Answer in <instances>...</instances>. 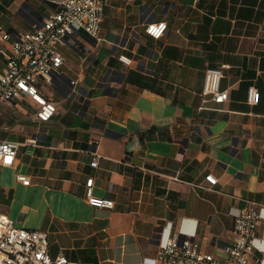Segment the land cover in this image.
Instances as JSON below:
<instances>
[{"label": "crops", "instance_id": "0c3cea01", "mask_svg": "<svg viewBox=\"0 0 264 264\" xmlns=\"http://www.w3.org/2000/svg\"><path fill=\"white\" fill-rule=\"evenodd\" d=\"M59 1L0 0V49L3 34L32 30ZM154 22L168 24L159 40L145 30ZM63 45L73 54L61 53L59 77L42 87L57 115L36 121L26 98L11 105L32 112L27 125L0 120L10 128L0 139L23 144L15 165L1 167L16 186H0V211L46 232L52 256L80 264H143L180 232L219 254L232 214L247 200L264 207V0H106L101 40L79 32ZM224 65L230 99L215 104L203 93L206 72ZM6 67L0 53V74ZM92 177L94 196L113 199V209L86 200Z\"/></svg>", "mask_w": 264, "mask_h": 264}, {"label": "built area", "instance_id": "2783aa9c", "mask_svg": "<svg viewBox=\"0 0 264 264\" xmlns=\"http://www.w3.org/2000/svg\"><path fill=\"white\" fill-rule=\"evenodd\" d=\"M58 11L32 30L20 33H6L2 40L8 46L0 49L7 59L6 70L0 74V106L11 105L17 100L28 98L37 108L35 119L40 123L51 121L58 113L56 102L47 98L43 85L53 84L60 75L65 59L59 45L66 39L83 32L94 40L102 38V24L105 18L106 0H60ZM168 29L166 22L146 25V33L155 40L161 39ZM120 61L129 65L131 61L121 56ZM208 69L204 95L211 96L215 104L229 101L228 90L221 89L223 70ZM260 94L257 88L248 91L249 105L258 104ZM22 143L0 139V167H13ZM100 156L96 154L93 167L98 166ZM211 185L218 179L209 174ZM17 181L25 186L31 179L18 174ZM95 178L87 180L86 200L91 205L113 209L111 198L97 199L93 194ZM231 242L219 254L201 250L195 233L180 232L168 235L160 242V251L155 259L146 258L143 264H264V236L259 227L264 223V207L247 200L246 206L234 214ZM46 232L19 227L6 213L0 211V264H80L63 253L52 256L49 251Z\"/></svg>", "mask_w": 264, "mask_h": 264}, {"label": "rangeland", "instance_id": "374dc122", "mask_svg": "<svg viewBox=\"0 0 264 264\" xmlns=\"http://www.w3.org/2000/svg\"><path fill=\"white\" fill-rule=\"evenodd\" d=\"M59 49L61 51V53H63V55L65 56H71L73 54V50L68 48L67 46H64L63 44L59 45ZM46 89H50L47 85H46ZM4 106V105H3ZM5 107H7V113H5L4 117L0 119L1 123H22V124H26L29 122L32 112L30 111L29 113H26L24 115H18L17 110H15V108H12V105H5ZM16 107L18 108H24L25 105L24 104H16ZM25 109V108H24ZM3 108H1L0 106V111H2ZM25 111H27L25 109ZM28 112V111H27ZM9 127L5 128V126H0V133L1 134H6L9 133ZM16 132V131H14ZM11 137V136H9ZM21 152H23V148L21 150ZM22 171V170H21ZM0 186L2 187H8V188H14L16 186L15 184V172H13L12 170L9 169H2L0 167ZM18 190L16 191V197L18 199H20L22 197V191L19 187H17Z\"/></svg>", "mask_w": 264, "mask_h": 264}]
</instances>
